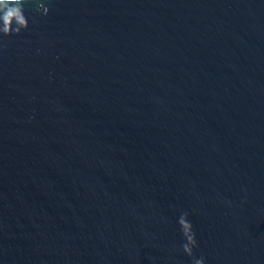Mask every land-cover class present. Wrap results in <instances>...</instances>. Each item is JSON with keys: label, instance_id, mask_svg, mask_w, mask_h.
Instances as JSON below:
<instances>
[{"label": "water", "instance_id": "water-1", "mask_svg": "<svg viewBox=\"0 0 264 264\" xmlns=\"http://www.w3.org/2000/svg\"><path fill=\"white\" fill-rule=\"evenodd\" d=\"M23 7L0 34V264H264V0Z\"/></svg>", "mask_w": 264, "mask_h": 264}, {"label": "clouds", "instance_id": "clouds-1", "mask_svg": "<svg viewBox=\"0 0 264 264\" xmlns=\"http://www.w3.org/2000/svg\"><path fill=\"white\" fill-rule=\"evenodd\" d=\"M27 2L28 0H0V24H2L0 34L3 36L19 35L22 30H27L28 20L24 15L23 7ZM37 11L41 15H47L49 8L40 4ZM178 222L186 240V243L183 245V251L188 256H192V249L196 247V239L192 225L187 220V213L182 214ZM194 264H204L203 259L195 260Z\"/></svg>", "mask_w": 264, "mask_h": 264}]
</instances>
